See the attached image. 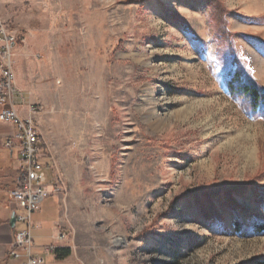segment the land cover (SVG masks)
<instances>
[{"label": "rangeland", "instance_id": "obj_1", "mask_svg": "<svg viewBox=\"0 0 264 264\" xmlns=\"http://www.w3.org/2000/svg\"><path fill=\"white\" fill-rule=\"evenodd\" d=\"M0 17L44 88L80 264L264 261V118L227 88L235 55L264 87V0H0Z\"/></svg>", "mask_w": 264, "mask_h": 264}, {"label": "built area", "instance_id": "obj_2", "mask_svg": "<svg viewBox=\"0 0 264 264\" xmlns=\"http://www.w3.org/2000/svg\"><path fill=\"white\" fill-rule=\"evenodd\" d=\"M20 42V37L0 17V121L15 126L14 136L5 141L4 146L10 150H18L22 163L18 186L11 191L10 197L15 222L23 225V228L14 235L10 256L20 260L21 264H45L47 257L54 253L57 246L54 244L45 248L43 256L33 255V216L40 211L44 201L55 196L60 189L56 174L54 178L57 179L53 180V185L48 184L47 167L44 163L48 153L44 143L42 144L36 119L39 108L34 106L28 118L23 117L16 109L19 90L14 57ZM70 239L68 229L60 224L56 242L64 243Z\"/></svg>", "mask_w": 264, "mask_h": 264}, {"label": "crops", "instance_id": "obj_3", "mask_svg": "<svg viewBox=\"0 0 264 264\" xmlns=\"http://www.w3.org/2000/svg\"><path fill=\"white\" fill-rule=\"evenodd\" d=\"M30 61L28 50L21 47L15 50L14 62L19 90L16 109L25 118L31 115V109L34 106H38L36 97L44 89L32 82ZM40 116L37 117L38 122ZM39 127H41L40 122ZM40 131L45 140L41 129ZM15 132L16 128L13 124L0 121V264H21L20 260H15L10 256L14 235L23 228V225L14 222L10 193L18 186L22 163L18 150H10L4 146L5 141L13 137ZM44 163L52 173L54 180L49 156L44 159ZM33 222L34 244L32 253L34 256H43L45 248L56 244L57 249L47 257L45 264H80L75 259L70 241L57 243L55 240L58 226L62 224L67 228L65 210L56 197L52 196L44 201L40 211L33 216Z\"/></svg>", "mask_w": 264, "mask_h": 264}, {"label": "trees", "instance_id": "obj_4", "mask_svg": "<svg viewBox=\"0 0 264 264\" xmlns=\"http://www.w3.org/2000/svg\"><path fill=\"white\" fill-rule=\"evenodd\" d=\"M234 50V49H232ZM236 70L229 75L227 88L232 98L239 103L241 110L255 119L264 118V87L256 82L251 71L245 66L242 59L235 55ZM234 226L238 232H242L241 223L236 220ZM256 234L264 233V220L257 219L253 223ZM258 264H264L260 261Z\"/></svg>", "mask_w": 264, "mask_h": 264}, {"label": "bare ground", "instance_id": "obj_5", "mask_svg": "<svg viewBox=\"0 0 264 264\" xmlns=\"http://www.w3.org/2000/svg\"><path fill=\"white\" fill-rule=\"evenodd\" d=\"M148 119H149V116H148ZM158 123V122H157Z\"/></svg>", "mask_w": 264, "mask_h": 264}, {"label": "water", "instance_id": "obj_6", "mask_svg": "<svg viewBox=\"0 0 264 264\" xmlns=\"http://www.w3.org/2000/svg\"><path fill=\"white\" fill-rule=\"evenodd\" d=\"M15 220V219H14ZM15 222V221H14Z\"/></svg>", "mask_w": 264, "mask_h": 264}]
</instances>
